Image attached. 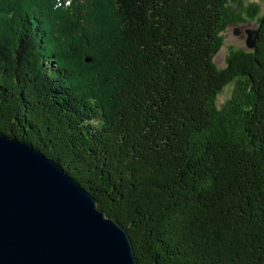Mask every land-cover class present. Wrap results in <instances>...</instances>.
Here are the masks:
<instances>
[{
  "label": "trees",
  "instance_id": "16d2710c",
  "mask_svg": "<svg viewBox=\"0 0 264 264\" xmlns=\"http://www.w3.org/2000/svg\"><path fill=\"white\" fill-rule=\"evenodd\" d=\"M226 4L0 0V132L88 191L138 264H264V13L217 69Z\"/></svg>",
  "mask_w": 264,
  "mask_h": 264
},
{
  "label": "water",
  "instance_id": "95a60500",
  "mask_svg": "<svg viewBox=\"0 0 264 264\" xmlns=\"http://www.w3.org/2000/svg\"><path fill=\"white\" fill-rule=\"evenodd\" d=\"M246 33L254 50L257 31ZM0 264L138 263L126 230L88 191L32 144L0 132Z\"/></svg>",
  "mask_w": 264,
  "mask_h": 264
},
{
  "label": "rangeland",
  "instance_id": "374dc122",
  "mask_svg": "<svg viewBox=\"0 0 264 264\" xmlns=\"http://www.w3.org/2000/svg\"><path fill=\"white\" fill-rule=\"evenodd\" d=\"M231 15V22L221 33L222 46L215 55L213 63L217 69L225 66L226 59L232 51H249L246 47L247 31L255 30L257 19L264 13V3L259 0H227L226 4ZM256 11L255 17L250 14ZM235 31L237 33L235 34ZM234 84L227 85L221 93L217 94L214 101L217 109H221L225 102L231 97Z\"/></svg>",
  "mask_w": 264,
  "mask_h": 264
}]
</instances>
